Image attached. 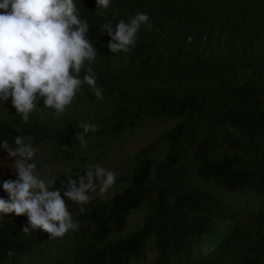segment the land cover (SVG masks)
Returning <instances> with one entry per match:
<instances>
[{
    "label": "trees",
    "instance_id": "obj_1",
    "mask_svg": "<svg viewBox=\"0 0 264 264\" xmlns=\"http://www.w3.org/2000/svg\"><path fill=\"white\" fill-rule=\"evenodd\" d=\"M74 3L97 50L79 76L90 68L95 87L62 113L41 99L27 121L0 100V143L33 138L29 162L56 181L75 227L50 238L26 214L0 213V264H142L149 246L151 264H264V0ZM137 13L150 28L112 53L103 26L114 34ZM85 123L97 130L82 146ZM147 129L155 137L139 136ZM136 135L148 143H129ZM14 159L0 147V198ZM97 165L113 185L85 205L63 196L69 176L78 187Z\"/></svg>",
    "mask_w": 264,
    "mask_h": 264
},
{
    "label": "clouds",
    "instance_id": "obj_2",
    "mask_svg": "<svg viewBox=\"0 0 264 264\" xmlns=\"http://www.w3.org/2000/svg\"><path fill=\"white\" fill-rule=\"evenodd\" d=\"M96 3L97 8L104 10L110 6V0ZM0 10V100L6 102L11 97L12 106L25 121L41 99L45 108L62 113L84 84L95 87L90 68L83 78L79 76L85 62L95 60L97 50L86 39L89 27L86 20L80 19L74 0H0ZM148 22L147 14L137 13L130 17V23L121 19L114 34L111 22L104 25L111 37L110 51L130 52L141 25L150 28ZM95 94L100 96L98 90ZM80 127L83 132L78 133V139L84 146L85 135L97 127L89 123ZM32 139L16 136L14 148L8 140L0 143L8 156L15 158L12 165L17 176L16 180L2 183L8 199L0 198V213L26 214L31 228L43 230L50 238L63 237L75 225L61 191L54 189L56 181L41 178L36 165L29 162L38 151ZM86 173L77 175L78 187L77 180L71 176L67 179L63 196L75 204L89 203V192L97 187L106 191L115 182V174L99 165ZM94 178L99 180L98 186L93 183ZM84 211L81 207L80 212Z\"/></svg>",
    "mask_w": 264,
    "mask_h": 264
},
{
    "label": "rangeland",
    "instance_id": "obj_3",
    "mask_svg": "<svg viewBox=\"0 0 264 264\" xmlns=\"http://www.w3.org/2000/svg\"><path fill=\"white\" fill-rule=\"evenodd\" d=\"M145 132H147V133H150L151 134V130H144L143 132H140L139 133V136L142 134V133H145ZM156 134V133H155ZM155 134H151L153 137H155ZM139 136L138 135H136V136H134L133 138H128V140H129V143H132V144H135V145H137V144H139V145H143V144H146V143H148V141L146 140V139H144V138H139ZM135 143H134V142ZM111 168V166L110 165H108V167H107V169H109V171L111 170L110 169ZM108 171V170H107ZM133 221V218L129 221V223L130 222H132ZM149 251H147V254H146V257H145V259H144V261L142 262V264H151V262H152V260H153V252H152V248L149 246Z\"/></svg>",
    "mask_w": 264,
    "mask_h": 264
}]
</instances>
